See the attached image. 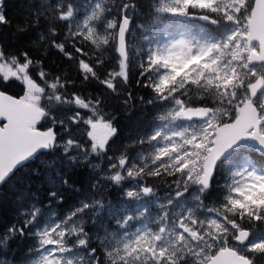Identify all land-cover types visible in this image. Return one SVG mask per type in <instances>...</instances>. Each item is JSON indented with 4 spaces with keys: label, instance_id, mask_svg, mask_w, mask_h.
I'll list each match as a JSON object with an SVG mask.
<instances>
[{
    "label": "snow or ice",
    "instance_id": "6c2138e0",
    "mask_svg": "<svg viewBox=\"0 0 264 264\" xmlns=\"http://www.w3.org/2000/svg\"><path fill=\"white\" fill-rule=\"evenodd\" d=\"M6 9L0 264H264V0Z\"/></svg>",
    "mask_w": 264,
    "mask_h": 264
},
{
    "label": "trees",
    "instance_id": "16d2710c",
    "mask_svg": "<svg viewBox=\"0 0 264 264\" xmlns=\"http://www.w3.org/2000/svg\"><path fill=\"white\" fill-rule=\"evenodd\" d=\"M6 4H7V9H6L7 14L14 22L20 19H23V13L25 10L26 0H6ZM23 46L27 47L28 41H25ZM52 60L53 61L56 60V56L54 54L52 55ZM12 92L18 93L19 89L13 88ZM124 123H127V121H124ZM16 251L17 249L13 248V251L9 253L8 255L9 260H13L15 258Z\"/></svg>",
    "mask_w": 264,
    "mask_h": 264
}]
</instances>
